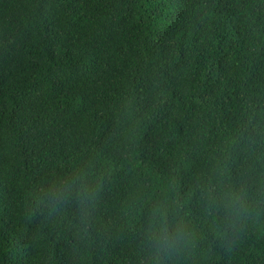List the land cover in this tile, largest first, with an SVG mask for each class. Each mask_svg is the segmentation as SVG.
Returning a JSON list of instances; mask_svg holds the SVG:
<instances>
[{
	"label": "trees",
	"instance_id": "16d2710c",
	"mask_svg": "<svg viewBox=\"0 0 264 264\" xmlns=\"http://www.w3.org/2000/svg\"><path fill=\"white\" fill-rule=\"evenodd\" d=\"M0 264H264V0H0Z\"/></svg>",
	"mask_w": 264,
	"mask_h": 264
},
{
	"label": "clouds",
	"instance_id": "9594fccd",
	"mask_svg": "<svg viewBox=\"0 0 264 264\" xmlns=\"http://www.w3.org/2000/svg\"><path fill=\"white\" fill-rule=\"evenodd\" d=\"M59 202V201H58ZM161 215H164L161 213ZM167 219V217H165ZM148 224L151 227L146 228L144 236L152 237L150 241V247L154 250L157 257H162L170 254L176 243L175 240H169V235L167 234V226L165 224H155L153 221H148ZM157 233H159V237H157Z\"/></svg>",
	"mask_w": 264,
	"mask_h": 264
}]
</instances>
